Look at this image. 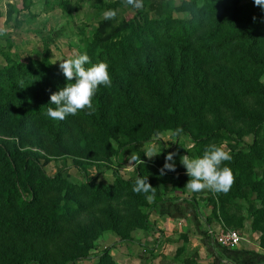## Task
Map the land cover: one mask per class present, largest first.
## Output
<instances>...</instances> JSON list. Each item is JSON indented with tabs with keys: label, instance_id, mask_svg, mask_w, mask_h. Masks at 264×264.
<instances>
[{
	"label": "trees",
	"instance_id": "obj_1",
	"mask_svg": "<svg viewBox=\"0 0 264 264\" xmlns=\"http://www.w3.org/2000/svg\"><path fill=\"white\" fill-rule=\"evenodd\" d=\"M83 2L44 5L72 15ZM100 10L117 15L99 21L79 50L92 64L109 65L112 86H99L92 115L47 116L51 93L68 83L47 57L30 66L6 56L0 66V264H76L91 257L105 234L132 242L136 231H156L149 212L180 199L195 210L206 200L205 221L236 230L244 229L238 201H245L248 228L264 251V10L254 0L182 2L173 11L188 13L187 20L172 15L169 0L150 13L144 0L139 9L109 0ZM15 12L9 5L7 20ZM166 132L189 138L193 158L226 141L232 159L221 166L233 171L230 190L189 191L176 147L149 161L142 147ZM128 148L135 152L128 159L133 175L124 178L112 161ZM169 152L177 153L176 171L161 175ZM62 158L71 159L83 181H71L63 169L46 173V165ZM92 166L111 169L113 181L89 177ZM137 177H148L154 196L132 191ZM181 238L172 260L197 264V253H188V239ZM96 258L91 264H117L109 248Z\"/></svg>",
	"mask_w": 264,
	"mask_h": 264
},
{
	"label": "rangeland",
	"instance_id": "obj_2",
	"mask_svg": "<svg viewBox=\"0 0 264 264\" xmlns=\"http://www.w3.org/2000/svg\"><path fill=\"white\" fill-rule=\"evenodd\" d=\"M109 0H84L83 8L79 12H73L72 15L63 13L59 8L48 9L44 5V0H0V66L5 63L6 56H11L15 60L35 66L37 62L47 57L48 60L59 65L61 60L73 58L75 53H79L82 48V40L89 39L97 23L105 18V11L100 10L106 2ZM167 0H144L145 10L150 13L152 7H162ZM172 6V15L175 18L189 19L190 15L186 12H174L173 8L178 7L182 2H190L191 0H169ZM204 0H197L200 5ZM76 0H71L74 6ZM12 5L16 12L10 19L7 20L6 12L8 6ZM127 8L124 7L118 10L119 15L124 14ZM3 14V16H2ZM5 14V16H4ZM81 29V31L79 30ZM245 143H251V138L246 137ZM176 147L180 149L184 155H188V151L192 148V143L189 138L180 136L175 138L170 132L162 133L150 143L142 147L144 153L158 154L151 159L146 158L149 161H153L159 157L163 149H169ZM243 147V145H240ZM134 149L128 148L121 152L118 158L113 159V170H116L119 175L124 178H128L133 175V164L128 159L134 155ZM63 169L67 172L70 180L73 182L83 181L82 173L74 168L71 159L62 158L52 160L45 166V171L48 175H54L58 170ZM88 176H97L99 181L104 183H111L114 179V175L111 169L105 167H89L87 169ZM190 191V190H189ZM188 197V196H187ZM253 199V198H252ZM242 206V213L246 217L244 229L236 230L233 228H227L219 224L216 221V225H219V229L215 231L214 235L217 242V236L220 232L225 230H235L242 236L240 245L234 250L240 249L245 246H255V253H264L258 245V234L249 230V216L246 212L247 203L243 200L238 201ZM210 206L207 205L206 200H198V211L204 218L210 217ZM142 231H136L133 233V239L140 237ZM255 237V239H254ZM139 241V240H138ZM155 240H153L154 242ZM170 241H166L165 238L159 240L156 246V242L149 245V250H140L138 252H130L127 254L125 250L128 242H122L113 234H105L100 238L95 250L92 251L91 257L87 260H82L76 264H91L97 260V255L105 248H109L113 254L115 251L122 252L114 254L118 264H182L180 261H173L172 257L175 255V250L178 248L177 244L171 245ZM152 243V242H151ZM188 243V240H187ZM188 253H197V264H200L202 260L207 264H213L210 259L203 258L195 248L188 246ZM129 248V247H128ZM150 251V249H152ZM130 249V248H129ZM131 250V249H130ZM125 257V259L123 258ZM205 257V256H204ZM114 258V257H113ZM122 259V262H121ZM218 264H234L228 259L222 257ZM262 258H259L256 263H262ZM121 262V263H120Z\"/></svg>",
	"mask_w": 264,
	"mask_h": 264
},
{
	"label": "clouds",
	"instance_id": "obj_3",
	"mask_svg": "<svg viewBox=\"0 0 264 264\" xmlns=\"http://www.w3.org/2000/svg\"><path fill=\"white\" fill-rule=\"evenodd\" d=\"M126 4L139 9L143 7V0H126ZM254 4L264 10V0H254ZM116 15L115 10L104 13L106 19H115ZM253 19L255 20V17ZM86 65L91 66L86 67ZM59 69L68 83L63 88L51 93L50 104L54 107L47 108V116L52 120L63 121L67 116H75L84 110L87 115H92L95 112L93 97L99 86H112L109 65L105 62L92 64L86 53L77 52L73 58L61 60ZM259 83L264 84V75L259 78ZM182 132L183 129L178 128L175 135L179 136ZM226 149V141L219 145L212 143L205 148L202 157L181 156L180 163L186 169V175L189 177L185 187L193 192L207 189L227 193L234 182V174L230 167L221 166L223 162L232 159L230 151ZM158 154L145 153L150 159ZM176 155L175 152L168 153L165 163L160 169L161 175L166 174V171H176L173 161V157ZM140 162L143 163L142 160ZM132 191L136 194L151 192L154 196L156 188L149 183L148 177H137ZM153 196L147 198L152 199Z\"/></svg>",
	"mask_w": 264,
	"mask_h": 264
},
{
	"label": "crops",
	"instance_id": "obj_4",
	"mask_svg": "<svg viewBox=\"0 0 264 264\" xmlns=\"http://www.w3.org/2000/svg\"><path fill=\"white\" fill-rule=\"evenodd\" d=\"M149 220L154 225L156 231L142 232L140 237L133 239L132 242H128L126 245L131 250L127 247L125 249L127 250V254L130 255L132 249L136 252L142 249L147 251L151 247L149 245L154 242L159 243V239L161 238H165L166 241L169 239L171 245L177 244L180 247L183 244L181 236L185 235L188 239V246L191 245V248L197 249L201 257H207L211 261L213 259V264L220 263L218 261L220 259L223 260L222 257L234 264H260L259 262L256 263V261L262 258V263L264 264V253L256 254L255 246L245 244V246H241L238 250H228L220 247L215 241L214 235L215 231L219 229V225L215 223L208 224L200 211L195 210L188 200L180 199L176 202H166L157 205L149 212ZM153 240L155 241L153 242ZM122 250L120 252L116 250L115 253L118 252L117 255H119ZM110 254L118 264L119 261L116 260L114 254L112 252ZM123 258L125 259V257ZM200 264H207V262L202 260Z\"/></svg>",
	"mask_w": 264,
	"mask_h": 264
},
{
	"label": "built area",
	"instance_id": "obj_5",
	"mask_svg": "<svg viewBox=\"0 0 264 264\" xmlns=\"http://www.w3.org/2000/svg\"><path fill=\"white\" fill-rule=\"evenodd\" d=\"M242 236L235 230H225L217 236V243L220 247L233 250L240 245Z\"/></svg>",
	"mask_w": 264,
	"mask_h": 264
}]
</instances>
